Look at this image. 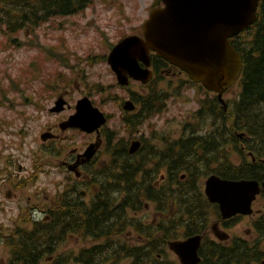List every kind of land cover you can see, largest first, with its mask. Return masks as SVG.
I'll return each instance as SVG.
<instances>
[{
	"label": "flooded vegetation",
	"instance_id": "af4514ba",
	"mask_svg": "<svg viewBox=\"0 0 264 264\" xmlns=\"http://www.w3.org/2000/svg\"><path fill=\"white\" fill-rule=\"evenodd\" d=\"M140 36H143V28L141 25V31L139 33H134ZM132 35V34H130ZM95 54H91L94 56ZM153 55V53H151ZM82 57V56H80ZM104 62V56L102 59ZM80 61V60H79ZM150 70L153 72V78L157 71L163 77V80L160 81L165 83L164 88L169 94H173L176 89H184V86H181L182 82L189 81V76L180 67L165 63L160 60L154 59L153 56H150ZM140 64L146 68L144 62ZM70 70V68L67 67ZM80 65L77 67L78 73ZM81 71V70H80ZM71 74V73H70ZM168 80V81H166ZM69 81V80H67ZM71 82V80H70ZM132 85L136 86L141 90L132 93L136 94L135 96H129L126 100H131L133 102V111H124V103L126 100L115 99L116 106L122 113V121L124 123V130L128 133L129 140L119 145V141L114 143L117 147L115 151L110 150V145L113 144V140L116 135H120L116 130L110 129L108 122L106 126L101 127L99 132L93 133H84L77 128L67 127L65 128V123L69 120L70 116L76 111V103L80 99H73L69 90H57L47 92L43 94L42 90L37 92L36 98V107L39 114L45 112L49 118L45 120L43 128L40 131V144L38 151V158L34 162H31L30 165H24L18 158L13 159V155H10L7 160L0 162V216H6L11 221L15 215L19 216L20 220L11 225L5 226L3 222L0 221V264H21V258H15L11 254V250L19 243V237L22 236L25 230L38 231L43 224H49L51 222H57L59 215H67V227L69 233L67 234V239L64 242L72 243V248L68 251L69 264H76L75 258L80 253L81 249L89 247L90 244H94V241L82 242L79 235L72 232L76 226V217L74 216L76 210L73 208L63 211L57 208L56 201L62 200L64 198L68 199V203L71 206L80 204L84 207V216L82 218V223L93 226L96 224L98 227H102L105 224L106 215L109 217L121 216L122 214L128 213L135 221L140 220L143 225H150L149 232H162L161 238H144L142 234H139L134 228H132L126 239L130 240L135 244L148 245L154 242V244L169 248L168 235L163 232L166 229L168 224V199H169V189H168V178L170 177L169 169L171 167H184L187 165H192L188 161H184L183 158L190 151L182 149L181 145L173 144L170 145L171 141L169 139L168 123L166 128H163L161 133H158L156 138L152 140L156 149L149 145L144 149L140 154L145 153L142 156V160H147L146 162L149 169L152 170L151 175L147 177V180L150 181L153 185V190L157 191L160 196L157 199L149 197L151 199L147 200L146 205V215L139 216V211H135L134 207L136 206V198L133 193L130 196V208H120L121 202L124 197H126L125 191H117L113 194L110 199L111 203L106 208L105 200L100 198L102 195L101 182L103 178L99 176L104 169L111 167L114 162L117 161V166H122L121 161L135 160L139 155L138 151L135 153H130L129 149L131 143L137 139H140L142 144L147 140V137L144 136V133H139L136 131L128 132V128L137 123H129V120L132 116L140 117L141 121L146 119L145 113L143 112L145 104L151 101V98L142 96L144 95L145 90H149L152 82L149 81L146 84L141 83L140 81H131ZM159 83V84H160ZM233 85L229 86L225 93H227ZM60 91V92H59ZM58 92L55 96L51 98V95ZM213 93V92H212ZM224 93V94H225ZM216 94V93H215ZM85 97V94H83ZM48 96V97H47ZM63 97L66 100L65 106L61 111L54 109L57 99ZM52 100L50 105H47ZM46 101V102H45ZM76 101V102H75ZM165 101V100H164ZM47 105V106H46ZM46 107V108H45ZM200 107V104H199ZM198 107V108H199ZM168 108L167 101L164 102L162 108V113ZM159 109L155 114L161 112ZM161 113V114H162ZM159 114V115H161ZM113 116V113H110L108 117ZM111 120H109L110 122ZM128 121V122H126ZM77 131L82 134H87L89 140L84 142L83 145L77 146L68 152L69 144L73 142V137L71 134L67 135V132ZM201 130H197V135H200ZM191 131H185V133ZM45 134L48 135L46 139H42L41 136ZM160 136V137H159ZM62 140V141H61ZM68 142V143H67ZM97 144V153L93 158H88L85 155L87 148L90 144ZM142 147V145H141ZM217 146L206 145L204 147L197 146L196 152L197 157H200L201 151L215 150ZM232 145L225 147V149H232ZM204 148V150H203ZM113 154L116 157L113 160ZM200 155V156H199ZM217 157V155H213ZM104 157L105 159H102ZM102 159V160H101ZM203 163V162H202ZM218 163L217 160H214L211 163V166H216ZM207 165L203 163V165ZM47 169L57 170L61 174L68 173L63 181V190H60L56 195L52 196L51 199H44L43 195L47 192L46 190L42 191L39 187V179L42 175L48 173ZM185 177H181V179ZM179 178V180H181ZM111 178H108V181H111ZM262 183V182H261ZM200 192L194 194L195 198L198 200V203L192 204L194 207L200 208V213L197 214V217L188 222L189 215L186 214L181 216L179 231L182 234V240L187 239L193 235H201V245L198 250V255L200 261L197 264H241V258L247 257L251 258L250 263L243 264H264V210L255 209L258 204L264 202V192L261 191L256 195L253 200L251 207L252 213H236L231 217H223L218 203L211 202L206 193H205V181L201 183L199 180ZM112 195V194H111ZM96 197H99L97 201ZM182 202L179 203V207L186 211V202L184 198H180ZM94 201H96L100 208L98 210H93L92 208ZM7 202H11L12 205H9ZM115 204L113 205V203ZM113 205V206H111ZM150 210L152 211L151 213ZM145 211V210H144ZM149 211V212H148ZM88 212H92L98 216L90 218ZM211 217H213L211 219ZM62 219V217L60 218ZM17 221V220H16ZM27 227L24 229L23 227ZM193 225L190 229L187 225ZM22 225V226H21ZM162 225L163 231H155L153 227L159 228ZM130 236L136 237L138 241L130 239ZM17 237L18 240L12 241L10 238ZM150 240V241H149ZM149 241V242H148ZM165 242V243H164ZM81 245H85L81 248ZM56 250L52 254L46 255L43 260H39L40 264H53L59 255L58 250L62 245H57ZM212 247H220L227 249V257L220 256H208L209 250ZM81 248V249H80ZM242 255V256H241ZM131 259L129 258H119L114 256H108L102 259L100 264H130ZM143 261H147L150 264H154L155 261H173L175 264H181L179 257H166L163 258L161 254H157L155 257L142 258ZM158 262V263H159Z\"/></svg>",
	"mask_w": 264,
	"mask_h": 264
},
{
	"label": "trees",
	"instance_id": "16d2710c",
	"mask_svg": "<svg viewBox=\"0 0 264 264\" xmlns=\"http://www.w3.org/2000/svg\"><path fill=\"white\" fill-rule=\"evenodd\" d=\"M95 0H0V32L3 35H9V40L18 45H36L43 48L51 57L57 59L62 64L69 66L70 60L64 54L58 53L53 47L42 45L41 42L31 40H19L15 35L42 25L54 17H65L79 12H84L85 8L90 6ZM160 0H156L153 7L161 5ZM232 45L240 52L243 58L242 73L239 78L240 92L232 101L227 100V109L220 103L217 96L208 97L200 100V109L195 112L196 121L188 125L189 135L184 134L178 141L171 144H179L182 149L190 151L195 156V161L202 160L207 165L195 166L187 165L184 167H171L169 169L170 177L168 178V224L164 231L162 225L159 228L153 227L155 231H163L168 235V240H176L179 238V227L181 216L188 214V222L197 217L200 208H196L190 203L185 196L187 191L194 194L200 192L199 176H209L217 174L222 178L228 179H256L264 180V0L260 1L258 8L257 21L246 29L244 32L230 39ZM114 43L109 44L112 48ZM154 59L164 61L154 56ZM159 72V71H158ZM156 72L154 81L161 80L160 73ZM196 85V83L192 82ZM95 91L102 92L103 88L98 85ZM145 97L151 98V101L145 104L143 112L147 118L149 115L155 114L157 110H162L164 100L168 95L164 89L154 88ZM210 118L212 128L200 135L196 136L195 129L203 128V123ZM128 122V121H127ZM129 122L139 123L140 117L134 116ZM143 122V121H141ZM240 134L242 137H240ZM123 144V143H122ZM232 144L233 153H239L241 160L233 161L225 145ZM206 145L217 146L215 150L201 151V156L197 157L195 151L197 146L204 147ZM145 144L139 150V155L135 160L125 161L122 159L121 165L117 166V161L113 154V160L116 161L111 167H108L99 174L103 178L101 182L102 195L100 198L105 200L107 208L111 203L110 199L117 191L126 193L120 208H130V196L135 194L136 206L135 211H144L146 209L147 200L153 197L159 198L160 194L153 190V185L147 180L151 175V171L147 165V160H142V156L146 152L140 154L147 148ZM116 145H110V150L115 151ZM204 150V148H203ZM189 153V152H188ZM187 153V154H188ZM186 154V155H187ZM213 155H217L214 157ZM254 157L255 160L252 159ZM204 160V161H203ZM217 160L216 166L211 163ZM181 168V169H180ZM186 171L185 179L177 181L175 173ZM111 178V181H108ZM112 194V195H111ZM184 198L186 202V211L179 207L182 202L180 198ZM97 201L99 197H96ZM198 203V202H195ZM112 204V203H111ZM115 202L113 203V205ZM58 209L66 211L73 208L76 210V226L72 232L79 235L82 242L87 243L88 238L94 241L89 247L81 249L80 253L74 259L76 264H100L102 259L108 256L119 258H129L130 264H150L143 261L142 258L155 257L158 253L163 258L168 256V248L160 247L156 244L148 243V245L135 244L126 239L130 231L134 228L144 238L150 235V225L141 224L140 220H134L128 213L123 212L121 216L109 217L106 215L105 224L102 227L86 225L82 223L84 216V207L80 204L71 206L68 199L57 200ZM111 205V206H113ZM93 210H98L100 205L94 201ZM123 209V210H124ZM88 212V216L93 218L96 215ZM57 222L43 224L38 231L25 230L19 237V244L16 245L11 254L15 258H21V264H40L38 261L54 253L57 245H63L67 239L70 230L67 227V215L58 216ZM62 217V219H60ZM187 217V216H186ZM98 218V216H97ZM188 233L193 225H187ZM154 233V232H153ZM156 239V238H155ZM165 243V242H164ZM208 256L227 257V249L220 247H212ZM242 256V255H241ZM241 264L250 263L251 258L243 257L240 259ZM69 256L65 254L58 255L53 264H69ZM155 261L154 264H175L173 261Z\"/></svg>",
	"mask_w": 264,
	"mask_h": 264
},
{
	"label": "rangeland",
	"instance_id": "374dc122",
	"mask_svg": "<svg viewBox=\"0 0 264 264\" xmlns=\"http://www.w3.org/2000/svg\"><path fill=\"white\" fill-rule=\"evenodd\" d=\"M154 3L156 0H95L84 12L65 17H54L35 29L30 28L15 35L21 41L31 42L34 40L36 43L41 42L42 45L53 47L58 53L71 57L73 62H78L80 56H82L80 59L89 58L88 61L84 59L80 63L81 73L75 78L71 77L69 81H64V78L69 77L73 71L51 57L43 48L29 44L18 45L17 42L13 43L9 40V35H3L0 32V162L7 160L10 155H13V159L18 158L24 165H30L31 162L39 160L37 154L41 141L40 131L43 128L42 123L49 116L45 112L41 114L37 112V92L42 90L43 94H46L50 87L57 84L58 90L61 88V91L69 90L73 99L82 98L85 94L103 112L113 113L108 126L120 133V135H116L113 144L119 141V145H121L129 140L128 133L123 131L125 128L121 119L123 111L117 108L114 100H126L131 91L136 92L140 89L134 85H130L128 88L120 87L116 75L107 63V59L105 62L102 59L104 53L106 55L109 53L110 43H117L123 35L141 31V25L148 18ZM91 54L95 55L91 56ZM71 64L79 65V63L72 62ZM75 72L72 76L75 75ZM59 76L63 78H59ZM189 84L185 82L183 83V86L185 85L183 90L176 89L173 94L167 93L168 108L164 113L161 111L158 114L149 115L142 123L130 126L128 132L139 131L140 134L144 133V136L147 137L145 144L156 149L152 140L156 138L158 133H161L163 128H166L168 123L169 139L178 141L184 136L188 129L187 126L196 121L195 112L199 107L200 100L214 95L213 93L208 94L205 89H200L191 82ZM98 85L103 88L102 92L97 93L95 91L94 88ZM164 86V82L152 83L148 86L150 87L149 90L147 89L143 93L148 95L151 92L150 89L157 87L165 90ZM239 92L238 81L224 94V98L232 101ZM57 93L52 94L51 98ZM51 102L52 100L47 105H50ZM60 109L61 107L58 110ZM211 121L210 118H207L203 123V128L199 127L195 131L201 130L200 135L208 132L212 128ZM66 134H71L73 137V142L69 144V153L73 148L81 146L89 140L87 134L77 131H70ZM200 135L196 133V136ZM175 141H171L170 145ZM229 145L232 144H227L225 147ZM234 148L233 146L232 149H227L230 154L229 157L233 158V161H240V154L233 153ZM101 158L105 159L104 157ZM194 159L195 156L191 152L183 158L184 161L186 160L195 166L203 167L202 160L196 162ZM47 171L48 173L40 177L39 187L42 191H47L43 198L51 199L57 192L63 190V181L68 173L61 174L54 169L51 171L47 169ZM185 173L186 171L182 170L175 173L174 177L178 178L175 182L183 181L184 178L181 179V175ZM207 177L199 176L201 183ZM185 196L192 204L198 202L190 190L185 193ZM7 203L12 205L11 202ZM255 209L264 210V202L258 204ZM151 212L150 210L149 213ZM146 213V210L141 211L139 216L146 215ZM17 217L19 216L15 215L11 218L12 223H16L15 226L20 220ZM0 221L5 226L11 225V221L6 216H0ZM24 226L27 225L23 224ZM127 232L129 233V231ZM179 234L178 239H182L180 231ZM149 236L150 238H161L162 232H154ZM132 238L134 241H138L136 237L130 236V239ZM10 240L15 241L18 238L12 237ZM84 246L81 245V248ZM71 248L72 243L67 242L62 245L58 253L59 255H68ZM168 256L177 257L170 249H168Z\"/></svg>",
	"mask_w": 264,
	"mask_h": 264
},
{
	"label": "water",
	"instance_id": "95a60500",
	"mask_svg": "<svg viewBox=\"0 0 264 264\" xmlns=\"http://www.w3.org/2000/svg\"><path fill=\"white\" fill-rule=\"evenodd\" d=\"M161 1L163 6L153 8L143 24L144 37L127 36L110 51L108 62L118 82L128 84L129 77L147 82L151 71L141 67L139 61L149 66L152 50L158 57L185 70L193 81L217 92L219 100L226 105L223 93L239 78L243 67L242 56L230 38L257 21L261 0ZM63 104V99H59L56 109H62ZM124 107L131 110L132 102L126 101ZM106 121L105 114L89 97H84L78 101L76 113L64 127L92 133ZM42 138L47 137L43 134ZM140 145V141H134L130 153L137 151ZM95 152L96 144H91L86 156L91 158ZM261 190L264 192V180L260 185L256 179H227L215 174L206 180L205 188L209 200L219 204L225 218L236 213L251 214V204ZM200 245L201 236L195 235L171 241L169 247L182 264H197Z\"/></svg>",
	"mask_w": 264,
	"mask_h": 264
}]
</instances>
